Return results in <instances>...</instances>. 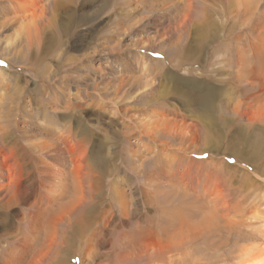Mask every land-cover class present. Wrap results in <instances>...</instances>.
I'll list each match as a JSON object with an SVG mask.
<instances>
[{
  "label": "rangeland",
  "instance_id": "rangeland-1",
  "mask_svg": "<svg viewBox=\"0 0 264 264\" xmlns=\"http://www.w3.org/2000/svg\"><path fill=\"white\" fill-rule=\"evenodd\" d=\"M0 68V264L264 250V0H0Z\"/></svg>",
  "mask_w": 264,
  "mask_h": 264
},
{
  "label": "bare ground",
  "instance_id": "bare-ground-1",
  "mask_svg": "<svg viewBox=\"0 0 264 264\" xmlns=\"http://www.w3.org/2000/svg\"><path fill=\"white\" fill-rule=\"evenodd\" d=\"M18 1V0H17ZM0 74H4V72L1 70V68H0ZM200 154V153H199ZM174 171V170H173ZM112 187V189L114 188H116V185H113V186H111ZM115 194H117L118 195V192L117 193H115ZM4 229H7V227H5ZM249 263L250 264H264V250L262 251V252H260V253H258V254H256L255 256H254V258H252V259H250L249 260Z\"/></svg>",
  "mask_w": 264,
  "mask_h": 264
},
{
  "label": "crops",
  "instance_id": "crops-1",
  "mask_svg": "<svg viewBox=\"0 0 264 264\" xmlns=\"http://www.w3.org/2000/svg\"><path fill=\"white\" fill-rule=\"evenodd\" d=\"M36 188H38V186L36 187ZM39 189V188H38ZM39 192H40V194H41V191L39 190Z\"/></svg>",
  "mask_w": 264,
  "mask_h": 264
}]
</instances>
